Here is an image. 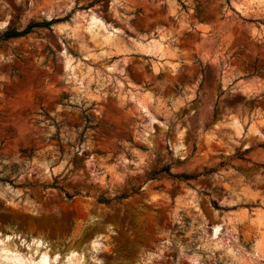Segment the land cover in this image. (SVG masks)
I'll use <instances>...</instances> for the list:
<instances>
[{
    "label": "rangeland",
    "instance_id": "obj_1",
    "mask_svg": "<svg viewBox=\"0 0 264 264\" xmlns=\"http://www.w3.org/2000/svg\"><path fill=\"white\" fill-rule=\"evenodd\" d=\"M22 263L264 264V0H0Z\"/></svg>",
    "mask_w": 264,
    "mask_h": 264
},
{
    "label": "bare ground",
    "instance_id": "obj_2",
    "mask_svg": "<svg viewBox=\"0 0 264 264\" xmlns=\"http://www.w3.org/2000/svg\"><path fill=\"white\" fill-rule=\"evenodd\" d=\"M48 254H49L48 252L43 253V255L41 256V261L40 262L44 263L47 260L48 256H49ZM77 256H78V250L76 248H74V247H70L69 251L67 253V257L70 259V258H73V257L76 258Z\"/></svg>",
    "mask_w": 264,
    "mask_h": 264
},
{
    "label": "trees",
    "instance_id": "obj_3",
    "mask_svg": "<svg viewBox=\"0 0 264 264\" xmlns=\"http://www.w3.org/2000/svg\"><path fill=\"white\" fill-rule=\"evenodd\" d=\"M33 27V25H30L26 30H24L23 32H16V31H12V32H9V34L7 35L8 37L10 36H22V35H24V34H26V33H28L29 31H30V29ZM188 179V178H187ZM110 201L109 200H106V199H102L101 200V203H105V204H107V203H109Z\"/></svg>",
    "mask_w": 264,
    "mask_h": 264
}]
</instances>
